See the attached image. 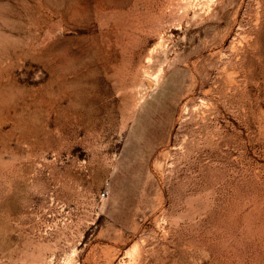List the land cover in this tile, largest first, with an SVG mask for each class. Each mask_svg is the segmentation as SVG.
<instances>
[{
    "label": "rangeland",
    "instance_id": "374dc122",
    "mask_svg": "<svg viewBox=\"0 0 264 264\" xmlns=\"http://www.w3.org/2000/svg\"><path fill=\"white\" fill-rule=\"evenodd\" d=\"M0 264H264V0H0Z\"/></svg>",
    "mask_w": 264,
    "mask_h": 264
},
{
    "label": "built area",
    "instance_id": "2783aa9c",
    "mask_svg": "<svg viewBox=\"0 0 264 264\" xmlns=\"http://www.w3.org/2000/svg\"><path fill=\"white\" fill-rule=\"evenodd\" d=\"M103 196L105 195V191H102V193H101Z\"/></svg>",
    "mask_w": 264,
    "mask_h": 264
}]
</instances>
